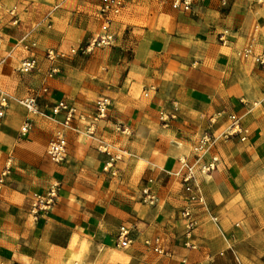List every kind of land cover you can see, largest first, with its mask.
I'll use <instances>...</instances> for the list:
<instances>
[{
	"label": "crops",
	"instance_id": "crops-1",
	"mask_svg": "<svg viewBox=\"0 0 264 264\" xmlns=\"http://www.w3.org/2000/svg\"><path fill=\"white\" fill-rule=\"evenodd\" d=\"M99 3L0 0V88L12 97L0 117V264H264V0H193L190 10L166 0L144 26L129 23L124 7L113 44L70 54L48 76L45 51L89 40ZM29 56L39 68L20 71ZM29 96L37 112L20 102ZM102 96L111 104L97 117ZM60 102L76 112L56 162L47 150L67 113L54 112ZM232 114L243 132L206 154L219 161L198 172L206 205L187 236L175 172ZM55 183L57 201L35 215L37 195ZM147 186L157 204L144 201ZM122 224L132 228L129 247L118 245Z\"/></svg>",
	"mask_w": 264,
	"mask_h": 264
},
{
	"label": "built area",
	"instance_id": "built-area-1",
	"mask_svg": "<svg viewBox=\"0 0 264 264\" xmlns=\"http://www.w3.org/2000/svg\"><path fill=\"white\" fill-rule=\"evenodd\" d=\"M176 3L184 10H190L193 6V0H176ZM126 5V0H100L98 7V16L101 19L100 29L93 34L91 38L78 45H73L66 53L56 48H48L45 51L46 58L50 61L51 65L47 71L48 76L55 75L60 67L56 63L70 54H75L79 51L90 52L96 46L111 45L116 39V33L112 30V22L115 17L119 15ZM9 13L13 15V22L16 23L19 20L17 16L16 7L10 8ZM2 36V25L0 21V37ZM37 46L36 41L31 43H24L26 49H33ZM250 50H246L245 55L249 54ZM257 61L264 68V54L257 57ZM39 68V60L37 56H29L24 58L18 65V69L22 72H32ZM12 97L5 90L0 88V117H3L9 105L11 104ZM20 102L24 104L29 111L37 112L38 105L35 96L25 97L20 99ZM111 100L107 96L100 97L96 102L97 117H103L107 115ZM61 110H66V116L63 120V126L56 130L54 137L50 140L48 145V154L56 162L65 160L68 150V138L66 128L71 125L74 118L76 109L75 107L60 102L54 107V112L59 113ZM233 119L232 125L225 131L215 134L210 131L204 132L197 140L195 146V157L193 160L186 158L182 159L180 168L175 172V175L181 182L183 190L185 192L186 201L182 207L180 214L185 221L186 235L190 236L193 230L199 224V219L196 216L195 209L197 205H206V199L201 193L199 185L196 183L198 172L209 175L216 169L219 161V156L214 154L209 160L205 159L207 153L210 152L221 139H228L231 136L243 132L240 128L239 117L236 114L231 115ZM31 126V121L27 120L23 125V130L27 131ZM242 139H246V135L242 136ZM4 183V173L0 176V189ZM59 196V184L55 183L51 185L50 189L45 194H38L33 202L32 211L35 215H38L42 210L50 209ZM144 201L152 204H157L159 198L152 193L150 187L144 188ZM132 228L126 224H122L118 231V245L121 247H129L133 242L131 236ZM156 250L162 251L159 247Z\"/></svg>",
	"mask_w": 264,
	"mask_h": 264
},
{
	"label": "rangeland",
	"instance_id": "rangeland-1",
	"mask_svg": "<svg viewBox=\"0 0 264 264\" xmlns=\"http://www.w3.org/2000/svg\"><path fill=\"white\" fill-rule=\"evenodd\" d=\"M164 1L166 0H126L125 9L130 15L129 23L146 25L161 8Z\"/></svg>",
	"mask_w": 264,
	"mask_h": 264
}]
</instances>
